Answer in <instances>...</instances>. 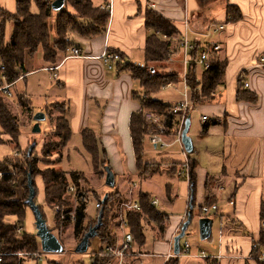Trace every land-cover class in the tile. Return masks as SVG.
<instances>
[{
	"label": "crops",
	"instance_id": "0c3cea01",
	"mask_svg": "<svg viewBox=\"0 0 264 264\" xmlns=\"http://www.w3.org/2000/svg\"><path fill=\"white\" fill-rule=\"evenodd\" d=\"M19 1L0 0V7L15 15ZM90 2L93 8L110 13L106 30L91 37L71 34L70 47L65 54H58L55 65L44 60L42 48L35 55L27 53L23 65L25 77L17 83H26L24 99L30 109L33 103L45 104V108L49 105L48 111L43 108L38 111L45 113L46 117L54 110V105L65 106L72 135L67 146L50 157L51 167L66 174H80L81 171L71 169L72 166L66 167V160L71 164L81 157L91 162L83 145V133L89 131L96 135L100 146L107 152L121 197L109 217V227L115 223L118 205L123 200L137 199L143 194L159 203L151 206L165 218L162 227L147 217L143 223L145 242L136 246L137 252L155 257L130 259L128 264H166L169 261L166 256L175 254V238L180 236L189 219L191 223L180 240V250L188 242L190 256L178 258V264H208L209 260L199 257L201 252L212 258L218 257V264H259L252 259L251 253L262 232L261 209L264 205V66L261 63L264 57V0H212L208 6H204L201 0H112L111 11L105 8L108 0ZM149 10L169 20L177 30L170 42L175 53L176 72L167 75L182 74L178 45L181 38L186 37L201 48L211 43L221 46L215 61L225 66L221 82L208 96L203 92L201 99L194 100L195 92L191 94L196 104L189 116L188 133L193 144L189 159L196 178L194 191L191 181L177 175L185 161L178 146L161 150L145 137V167L154 166L155 170L140 175L130 121L132 115L141 110L138 97L143 90L131 72L117 67L109 70L99 58L107 49L121 53L124 66L130 63L144 66L147 39L153 33L146 27ZM70 12L75 13L71 8ZM186 20L188 28L185 27ZM214 25H223L225 29L214 34ZM13 30L14 24L7 23L6 43ZM73 48H78L87 58L64 60ZM57 66L56 72L49 71ZM196 73L203 81L204 72L196 69ZM41 74L45 86L40 83L36 87L35 80ZM48 82H54L56 87L51 89ZM244 83H248L249 88H244ZM171 91L176 100L169 106L182 100V85ZM202 116L209 120L202 122ZM213 122L216 125H212ZM50 127L54 133V126ZM44 140L40 142V148ZM29 143L26 140L21 149L24 150ZM0 148L5 152L0 154L1 164L13 154V150L4 145ZM131 183L138 184L133 192H129ZM39 184V188L45 190L43 182L39 181ZM215 204L218 212L209 217L214 222L212 236L202 241L200 209ZM96 215L95 209L88 211V217L95 219ZM17 221L14 216L5 219L6 224ZM149 235L152 242H148ZM93 246V253L102 248L98 238Z\"/></svg>",
	"mask_w": 264,
	"mask_h": 264
},
{
	"label": "trees",
	"instance_id": "16d2710c",
	"mask_svg": "<svg viewBox=\"0 0 264 264\" xmlns=\"http://www.w3.org/2000/svg\"><path fill=\"white\" fill-rule=\"evenodd\" d=\"M211 1L212 0H201L204 6H208ZM52 2L53 1L51 0H21L17 4V13L15 15L9 14L0 7V63L6 68L5 74L8 81L14 82L20 76L25 75L23 65L27 53L29 55H35L38 50L42 48L44 60L51 65H55L57 63L58 54H65L70 47V38L67 42L65 41V38L63 41L61 40V42L59 40L56 41L54 48L51 46L52 37L48 23L55 12L52 10ZM33 5H35L38 10L37 14L32 12ZM70 8L73 9L75 13L72 14L69 10ZM56 13L58 14L56 16L55 31L57 33L56 36H58L59 39L70 34H78L83 37L97 35L106 30L110 19V13L108 11L93 8L90 0H65L64 8ZM229 14H232L230 10ZM9 22L14 24V30L9 42L6 43V26ZM146 27L148 31H152L153 33L147 39L144 66H137L131 63L124 66L122 64L124 56L121 53L116 52L122 59L121 62L116 65L117 69H125L131 72L133 77L139 81L143 90V97L141 99L138 97L141 104V110L140 112L133 114L130 121V131L135 159L140 175H147L155 170L154 166L145 167L143 158L144 139L146 134L144 120L145 112L153 111L169 115L168 112L171 106L164 104L154 96L160 93V89L168 82L176 80L175 75L161 76L153 73V67L150 65L166 61L171 43L163 41L160 36L173 38L177 35V30L172 26L169 20H166L161 15L151 10L146 13ZM195 46L198 47L199 45L195 44ZM224 69V64L214 62L211 69L204 72L202 86L205 96H208L214 91L216 86L221 82L220 80L224 74ZM188 74H190V82L192 81V86L193 83L194 86H196V67L192 66L189 69ZM194 98L195 94L193 95V99ZM23 99L24 97L19 98L20 103L22 106H27ZM53 107L55 110L61 109V118L54 123L55 137L59 139V141L48 142L44 145L42 150V155L44 157H50L55 150L64 149L69 143L72 135L69 121L66 117L67 113L65 106L54 105ZM212 125H216V122H213ZM0 128L5 135L11 137V142L18 148L17 144L21 133L18 128V118L2 101L1 97ZM206 129L207 128H205V131ZM83 145L91 156L97 172L102 177H106L105 168L110 166V162L108 160L107 152L100 146L96 135L92 132L85 131L83 133ZM28 152L29 151L24 154V160L18 159L11 161L7 159L6 165L0 164V172L5 173V175L0 178V253L15 254L19 252H36L40 245V240L37 236L25 234L20 239L14 238L10 234V226L5 223L7 217L14 216L18 219V223L23 225L26 210L28 209L26 204L29 194L28 187L25 185L27 194H25L24 198L18 199L15 186L16 178L9 174V168H7L9 164L12 163L13 166L16 164L14 168L19 173H22L23 167L17 163H23L27 167L26 171L30 173L33 178L36 198L38 196V189L35 184V177L40 175L43 178L46 199L50 204L62 205L65 202L63 197L66 194L69 185L75 184L79 188L80 181L85 180L84 176L81 174H66L56 171L55 169L50 168V166L44 170H40L37 168L35 158H33L34 151L30 155ZM19 153H21L20 150ZM191 167V189L194 191L196 178L193 173L194 166L192 165ZM98 199L102 201V208H104L103 226L99 230L98 239L100 240L102 247L105 245L113 247L115 245V240L109 234L110 223L108 218L113 212L116 203L121 199L120 193L116 191L114 194L108 195L105 202H103V198L99 196ZM137 200L141 205V212H128L127 217L130 232L134 235L137 244L142 246L145 242L143 223L146 217L152 219L160 228L162 227L161 225L165 218L151 206L152 201L148 195L140 194ZM88 219L86 213L82 211V208H79L77 211V221L74 224L75 234L77 236L81 235L83 238L88 229L92 225H95L92 224L95 222L92 220L93 222L91 225L87 227L85 222ZM261 219L262 222H264V205L261 209ZM60 241L62 243V240ZM254 246L255 247L251 253L252 259L257 260L259 264H264V262L259 261V258L264 256V229H262L259 240L254 243ZM101 252L100 256L93 255L92 261L95 262L94 264H107L111 259L110 255L104 253L103 250H101ZM177 260L178 259H171L166 264H178ZM0 264H22V262L21 258L18 256L6 255L1 258Z\"/></svg>",
	"mask_w": 264,
	"mask_h": 264
},
{
	"label": "built area",
	"instance_id": "2783aa9c",
	"mask_svg": "<svg viewBox=\"0 0 264 264\" xmlns=\"http://www.w3.org/2000/svg\"><path fill=\"white\" fill-rule=\"evenodd\" d=\"M186 1V0H184ZM112 0H108V5L105 7L107 10H112ZM185 27L188 28V20L185 21ZM225 29L223 25L212 26V33H218ZM162 40L165 42H171L173 38L168 36H162ZM179 52L181 55L180 62L182 64V74H179L180 79L178 82L170 81L162 90H177L178 86L182 85V100L170 107L167 114H160L153 111H146L144 115L145 127H146V138L155 148L161 150H168L175 146H178L184 155V163H182L180 169L177 172L179 178H184L188 182L191 181V162L189 159V154L184 149L182 135L185 129V124L189 118L191 112L196 108L195 102L191 99V94L195 92L199 98H203V87L202 79L196 74L197 86L193 87L190 83V74H188L189 69L195 66L196 69L199 67L202 72H206L211 69L213 63L216 61V56L221 50V46L216 43H211L207 46L197 47L195 44L191 43L188 38L183 37L178 42ZM174 52L172 48L169 49L168 62H174ZM87 58L84 56L78 48H73L70 50V54L65 57L64 60L68 58ZM107 67V69L112 70L116 68V65L121 62V56L116 52H109L105 50L103 54L99 57ZM261 63L264 66V57L261 58ZM59 66L50 68L49 71L56 72ZM6 68L0 63V97L4 101L14 100L17 96L14 92V87L18 82L24 79V75L20 76L16 81L10 82L5 74ZM174 75V74H171ZM57 74L54 75V78ZM244 88H249L248 83L243 84ZM198 98V99H199ZM171 117V118H169ZM209 120L207 116H202V122L206 123ZM13 176L12 172H9ZM5 175V173L0 172V178ZM137 183H131L129 187V192H133L137 189ZM66 196L73 197L74 203L72 205H59L51 204L53 207L51 209L52 224L48 225L49 228L56 233L60 232L64 227L65 223L70 222L75 224L77 221V211L82 208L84 213H87L90 208H94L97 212L96 218L98 217L99 210L102 208V201H96L93 194H87L83 190L79 189L75 184H70L66 191ZM94 200V201H93ZM75 204V205H74ZM159 203L157 201H152V206H157ZM233 204V203H232ZM44 207L45 203L40 204ZM40 205H38L40 207ZM50 208V206H48ZM42 210V209H41ZM43 212V211H42ZM128 212H141V205L137 199L128 198L119 203L115 223L109 228V234L115 240V245L113 247L105 245L101 249L97 250L93 255L100 256L101 250L104 253L110 255L111 259L107 264H128L130 259H145L155 257V255H150L146 253H140L136 251L137 242L134 235L130 232L128 223ZM202 217L209 218L212 215H216L218 212V206H202L200 209ZM10 226V234L20 239L25 235V229L23 225L17 222H8ZM60 225V226H59ZM60 227V228H59ZM221 229L223 224L220 225ZM262 229H264V222H262ZM59 238V237H58ZM255 246H253L254 248ZM18 256L19 258H28L31 261L42 260L46 254L42 251L41 246L36 252L30 253H15V254H4L0 253V262L3 256ZM190 256V244L188 242L184 243L183 248L180 250L179 254H169L166 256L167 260L178 259L181 257ZM200 258L204 260H209L208 264H218V257H210L205 252H201ZM260 262H264V256L259 258ZM95 262H93L94 264Z\"/></svg>",
	"mask_w": 264,
	"mask_h": 264
},
{
	"label": "rangeland",
	"instance_id": "374dc122",
	"mask_svg": "<svg viewBox=\"0 0 264 264\" xmlns=\"http://www.w3.org/2000/svg\"><path fill=\"white\" fill-rule=\"evenodd\" d=\"M67 7H68V5H67ZM32 12L35 14L38 13V10H37L35 5H33V7H32ZM57 14L58 13L54 12L53 17L49 20V23H48L50 31H51V37H52L51 46L53 48L55 47L54 44L56 43V41L59 40L61 42V40L63 41V39L65 38V41L67 42V41H69V38H71V34L68 36L65 35L66 37H62L61 39H59V37L56 36L57 33L55 31V22H56ZM7 35L8 34L6 32V36ZM0 37H1V31H0ZM174 62H168V57H167L165 62L153 63L150 66L153 67V69H152L153 73L159 74L162 76V75H167L169 72H176L174 67H176L177 65ZM181 67H182V65H181ZM177 69L180 70V68H177ZM197 69L201 70L199 67H197ZM42 76H43V74L37 76V78L35 80L36 87H37V85L39 86L40 83L43 86H45V81L41 80ZM175 78H176V80H173V81L178 82V80L180 79L179 74H176ZM36 81L38 84H36ZM190 83H192V81ZM25 84H26L25 82H22L15 87L14 91H15V93H18V95H19L15 98V100H10V101H6V100L3 101L2 100L10 108L12 113L15 116H17L18 128L20 129L21 133H20V137L18 140V144H17L18 148H17V146L11 142V137L9 135H5L3 133V130L0 128V145H4L6 147H9L11 150H13V152H12L13 154L8 156L7 158H5L3 160V162L1 163V165H6L7 159L11 160V161L18 160V159L24 160V154L27 153V151H29V148L33 144L37 143V146H36L34 153H33V158H35V162H37V168L40 170H44V169L48 168L49 166H50V168H52L51 162L49 161V159H50V157L55 156L56 154H59L61 149L55 150L54 152H52L50 157H44L42 155V150H43V147L46 143L59 141V139H57L55 137V133L51 132L52 129H50L51 128L50 126L51 125L54 126V123L61 118V114H60L61 109H59L60 112L58 109H56V110L54 109L52 111H49V113L47 112L48 114H47L46 120L40 123L41 133L34 134L32 132V130H33V127L36 123L35 116L37 115V112L40 111L42 108L44 111H48L50 107L48 105V107L45 108L44 107L45 104L33 103V106L31 107L32 110H31L29 108L28 102L25 99H23V101L26 102L27 106H22V104L19 101V98L24 97V95H25V91H26L24 88ZM195 84H197V83L195 82ZM48 86H51V89L52 88L54 89L56 87L54 82L53 83L48 82ZM196 86H194V83H193V87H196ZM19 93H21V95ZM173 93L174 92L171 90H162V88H161L160 94L158 93L154 97L158 98L160 101H162L166 105H171L176 100L175 96H173ZM50 95H51V93H50ZM142 97H143V91L139 95V99H141ZM198 98H199V96L195 93L194 100L198 99ZM34 100L36 101L37 99L34 98ZM20 104H21V106H20ZM38 113H40V112H38ZM49 131L51 133L47 137ZM189 137H191V136L189 135ZM26 140H29L30 143L23 150V149H21V147H24ZM42 140H44L45 143H44L43 147L40 148L39 145H40V142ZM19 150L21 151V153H19ZM0 154L1 155L5 154V152L4 153L2 152L1 148H0ZM77 161L78 162L73 160V162H71V164H70L69 161L66 160L65 166L66 167L72 166L71 169L81 171L79 173L81 175L82 174L84 175L85 180H82V183L83 184L87 183L89 185L85 186L82 183H79V189L83 190L87 194H93L96 201H100V199H98V196L101 198H104L106 195H112L117 191L116 188H118V186H116L115 189H111V188H108L106 186L105 177H102L97 172V170L93 164L92 158L90 160L91 162H89V163L86 162L85 160H83V158H81V157H79V159ZM17 164L22 165V167H23L22 173H19L14 168V166L16 164H14V166H13V164L11 163V164H9V166H7V168H9V172H12L13 176L16 178V182H15L16 183V185H15L16 186V192L18 195V199H22V198H24L25 194H27L25 185H27V183H28V175L30 173H28L26 171L27 167L23 163H17ZM37 178L40 182H43L42 181L43 178L40 175L35 177V184H36L37 189H38V196H37L35 201H36L37 205H40L41 203H45L44 207H42L40 205V208L42 209V211L45 215V218L47 220V224L51 225L52 224V216H53L51 209L53 206L47 201L45 190H42L39 188L41 186L39 184V181H37ZM118 183H119V181H118ZM43 185H44V183H43ZM44 188H45V186H44ZM63 199H65V202L63 201L64 202L63 205H72L74 203L73 197H69V196L64 195ZM48 206H50V208ZM91 210H94V209L91 207L89 211H91ZM91 215H94V212H92ZM86 216L88 217V212L86 213ZM88 218L89 219L85 222L87 227L89 225H91V223L93 221L97 222L98 217L95 219H92L90 217H88ZM108 221H109V218H108ZM95 222L92 224H96ZM23 226L25 227L24 229H25L26 234L36 236L37 231H36V227H35V218H34L32 211L29 208L26 210V216H25V219L23 221ZM54 234L57 237H59L60 240H62V244L65 248L64 254H62V255L46 254V256L42 260H38V261H31L28 258H23V259H21L22 264H26V263H30V262H31V264H55V263H58V264H92V262H93L92 258H93V254H94L93 253V248H94L93 245H94L95 239L91 240V246H90V249L87 253L77 254L75 252V248L81 242L82 237H81V235L77 236L75 234L74 224L67 222V223H65L64 227L62 228V230L60 232L56 233V231H54ZM151 237H152L151 235L148 236V242L153 241ZM39 247H40V245H39ZM19 253H23V252H19Z\"/></svg>",
	"mask_w": 264,
	"mask_h": 264
},
{
	"label": "water",
	"instance_id": "95a60500",
	"mask_svg": "<svg viewBox=\"0 0 264 264\" xmlns=\"http://www.w3.org/2000/svg\"><path fill=\"white\" fill-rule=\"evenodd\" d=\"M65 6V0H55L52 2V10L55 12H60ZM46 114L43 112L37 113L35 116V125L33 127L32 132L34 134L41 133L40 123L46 120ZM190 128V118L187 119L185 124V129L183 131L182 140L184 149L187 152V154H191L193 152V144L191 138L188 136ZM36 145L33 144L29 148V155L34 151ZM105 184L108 188L115 189L116 187V180H115V174L113 170L107 166L105 168ZM27 187L29 190L28 198L26 200V204L28 208L32 211L34 218H35V227L37 231V238L40 240L41 249L45 254H56V255H62L65 253V248L63 244L61 243L60 239L53 233V231L49 228L47 224V220L44 218L43 212L41 208L36 204V190L33 186V178L31 174L28 175V183ZM108 198V195H106L103 198V202H105ZM103 217H104V208H102L99 211L97 222L95 225L91 226L88 231L84 234L81 242L77 245L75 248V252L77 254H85L89 251L91 246V240H94L98 238L99 230L103 226ZM191 223V219L187 221V223L184 225L182 233L180 236L175 238V246L174 251L175 254H179L180 252V240L184 238L185 232L188 229L189 225ZM213 220L210 218H201L199 220V233H200V239L202 241H206L211 238L212 236V230H213Z\"/></svg>",
	"mask_w": 264,
	"mask_h": 264
}]
</instances>
